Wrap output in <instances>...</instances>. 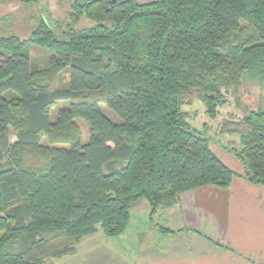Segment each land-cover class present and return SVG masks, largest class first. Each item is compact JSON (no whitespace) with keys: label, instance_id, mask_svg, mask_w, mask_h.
Returning <instances> with one entry per match:
<instances>
[{"label":"trees","instance_id":"trees-1","mask_svg":"<svg viewBox=\"0 0 264 264\" xmlns=\"http://www.w3.org/2000/svg\"><path fill=\"white\" fill-rule=\"evenodd\" d=\"M70 8L65 24L43 20L28 40L0 39V264H55L87 236H120L142 198L154 227L183 192L228 188L236 173L184 107L201 101L214 119L230 95L243 105L245 81L264 84V0H70ZM83 19L94 26L76 29ZM31 44L47 49L43 62ZM243 107L219 131L238 137L228 150L244 178L264 185V103Z\"/></svg>","mask_w":264,"mask_h":264},{"label":"crops","instance_id":"crops-1","mask_svg":"<svg viewBox=\"0 0 264 264\" xmlns=\"http://www.w3.org/2000/svg\"><path fill=\"white\" fill-rule=\"evenodd\" d=\"M212 150L236 173L228 188L209 185L183 192L178 204L155 215L166 226L155 220L151 226V204L142 198L132 207L123 234L87 236L76 254L54 263L264 264V185L244 178L234 155Z\"/></svg>","mask_w":264,"mask_h":264},{"label":"rangeland","instance_id":"rangeland-1","mask_svg":"<svg viewBox=\"0 0 264 264\" xmlns=\"http://www.w3.org/2000/svg\"><path fill=\"white\" fill-rule=\"evenodd\" d=\"M138 1L148 2L150 0ZM70 12V0H32L31 2L22 0H15L13 2L0 1V39L13 35L21 40H28L41 21L45 20L51 25H55L56 23L65 24L70 21ZM93 26L94 24L91 21L83 19L76 26V29L92 28ZM63 27L65 28V26ZM30 53L36 60L43 62L48 52L47 49L31 44ZM61 85H64V82ZM239 95L244 106L249 105L252 109H258L264 103V84H260L257 81H245L239 90ZM243 105H239L235 96L230 95L228 104L219 108L218 116L214 119L206 114V108L201 101H194L192 104L186 105L184 110L189 114L191 126L210 136L211 148L219 155H224L225 152L231 154L228 147L239 148L240 145L237 136H224L220 133L219 127L225 120L233 117H242L245 113ZM100 107L103 114L114 123L121 122L119 117L105 104H101ZM55 110L53 109L52 112ZM77 127L81 137L86 141L89 137L87 123L78 120ZM9 136L12 143L16 141V136L12 128L9 129ZM27 158L30 165L40 167L42 157L31 154ZM164 209L162 210L166 211L167 208ZM154 220L155 225L160 224L166 226L165 221L161 220L159 216H155ZM153 240L154 238L151 239V241ZM157 244L159 243L157 242Z\"/></svg>","mask_w":264,"mask_h":264}]
</instances>
